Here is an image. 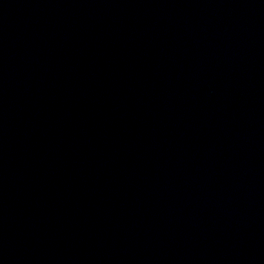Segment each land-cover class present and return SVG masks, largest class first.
Returning <instances> with one entry per match:
<instances>
[{"label":"water","instance_id":"water-1","mask_svg":"<svg viewBox=\"0 0 264 264\" xmlns=\"http://www.w3.org/2000/svg\"><path fill=\"white\" fill-rule=\"evenodd\" d=\"M0 264H264V0H0Z\"/></svg>","mask_w":264,"mask_h":264}]
</instances>
